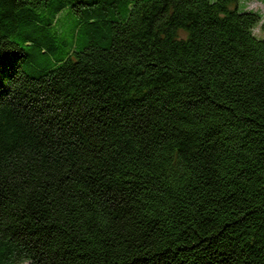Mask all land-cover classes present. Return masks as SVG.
<instances>
[{
	"label": "trees",
	"instance_id": "16d2710c",
	"mask_svg": "<svg viewBox=\"0 0 264 264\" xmlns=\"http://www.w3.org/2000/svg\"><path fill=\"white\" fill-rule=\"evenodd\" d=\"M242 2L0 0V264H264Z\"/></svg>",
	"mask_w": 264,
	"mask_h": 264
},
{
	"label": "rangeland",
	"instance_id": "374dc122",
	"mask_svg": "<svg viewBox=\"0 0 264 264\" xmlns=\"http://www.w3.org/2000/svg\"><path fill=\"white\" fill-rule=\"evenodd\" d=\"M241 6L247 10L262 12V10H264V0H243ZM241 6H239L240 9H242ZM254 32L256 35H259V37L263 35L260 27L255 28Z\"/></svg>",
	"mask_w": 264,
	"mask_h": 264
}]
</instances>
